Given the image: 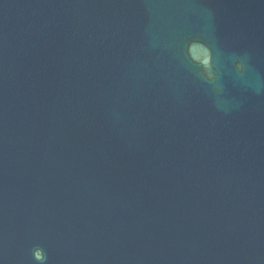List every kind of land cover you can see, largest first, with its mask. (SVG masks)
<instances>
[{
	"label": "water",
	"instance_id": "1",
	"mask_svg": "<svg viewBox=\"0 0 264 264\" xmlns=\"http://www.w3.org/2000/svg\"><path fill=\"white\" fill-rule=\"evenodd\" d=\"M0 264H264V0H0Z\"/></svg>",
	"mask_w": 264,
	"mask_h": 264
}]
</instances>
